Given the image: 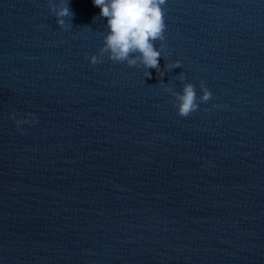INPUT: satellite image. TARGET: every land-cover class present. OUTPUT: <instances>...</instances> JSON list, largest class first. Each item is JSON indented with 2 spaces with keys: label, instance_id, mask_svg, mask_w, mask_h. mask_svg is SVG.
Here are the masks:
<instances>
[{
  "label": "water",
  "instance_id": "water-1",
  "mask_svg": "<svg viewBox=\"0 0 264 264\" xmlns=\"http://www.w3.org/2000/svg\"><path fill=\"white\" fill-rule=\"evenodd\" d=\"M55 3L0 0V264H264V0H167L182 68L150 78L90 64L106 18ZM201 79L179 116L161 81Z\"/></svg>",
  "mask_w": 264,
  "mask_h": 264
},
{
  "label": "clouds",
  "instance_id": "clouds-1",
  "mask_svg": "<svg viewBox=\"0 0 264 264\" xmlns=\"http://www.w3.org/2000/svg\"><path fill=\"white\" fill-rule=\"evenodd\" d=\"M92 3L100 10L99 18H106V24L102 46L94 54H85L90 64H101L107 58L114 64L126 63L129 67L142 69L144 76L149 78L152 75L150 69H155L162 77L167 70L182 68V61L176 59L166 63L161 69L158 59L163 56L167 61L168 56L167 45L164 43L167 0H92ZM49 9L59 27L65 30L71 28V24L66 22V18L73 16L68 0H57L54 5H49ZM178 78L182 82L186 80L183 71L179 73ZM160 84L164 91L174 98L171 103L181 117L196 112L201 103L213 98L211 89L203 79L199 81V95L196 86L190 82L184 83L181 91H173L169 83L161 81ZM8 119L24 134L25 129L22 126H31L38 118L32 112L20 115L13 111L9 113Z\"/></svg>",
  "mask_w": 264,
  "mask_h": 264
}]
</instances>
